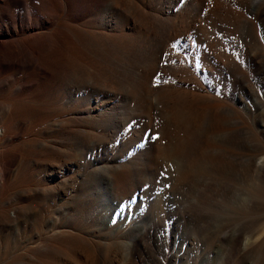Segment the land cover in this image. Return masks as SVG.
Wrapping results in <instances>:
<instances>
[{"label": "bare ground", "instance_id": "1", "mask_svg": "<svg viewBox=\"0 0 264 264\" xmlns=\"http://www.w3.org/2000/svg\"><path fill=\"white\" fill-rule=\"evenodd\" d=\"M6 1V6L0 5V235L18 223L27 228L26 218L32 219L31 227L41 226L43 215H46L53 232L43 239L46 252L42 257L44 260L40 259L37 264H74L82 259L77 247L85 240H80L74 234L76 231L71 233L67 222L59 224V218L53 217L40 203L42 198H49L53 203L59 198L64 204L70 190L73 165L66 159L68 155L65 157L59 152L60 138L73 135L78 121L71 118L76 114L73 106L76 99L68 97L70 90L76 83L80 86L92 83L90 87L96 91H105L109 95L119 93L108 85V81L116 79L119 68L132 72L137 69L143 46L147 44L145 49H152L158 42L156 33L164 35V49L168 50L169 45L175 50L170 57V74L152 66L153 63H146L141 72H134L136 79H131L129 86L126 84L129 97L135 102L137 111L165 117L162 129H158L162 130L164 145L174 146V156L181 153L183 157H197V127L198 131L201 127L211 128L215 136L223 134L218 113L232 110L209 96L201 87L204 84L197 78V71L210 81L211 87L207 89L220 92L222 100L227 94L228 73L239 74L243 64L251 70L253 61L245 62V51L240 43H236L235 36L241 27L253 25L261 17L264 1L186 0L196 11L192 18H185L184 13L174 17L175 11L170 5L164 7L165 0ZM168 1L180 3V0ZM53 20L55 24L51 25ZM50 25L51 29L42 38L37 36L38 33V38L32 34ZM198 46L201 48L200 59L196 53ZM231 49L236 50V55L231 54ZM167 80L171 81V86L165 85ZM197 98L211 102L212 120L205 111L197 115ZM104 104L97 115L90 116L91 122L103 127L109 125L114 116V109L109 108L108 103ZM96 106H100L97 100ZM94 110L95 107L88 103L80 114L90 115ZM228 116L235 119L234 115ZM222 121L229 122L224 118ZM261 160L263 167L264 160L259 158ZM126 177L125 169L114 172L115 197L125 193ZM15 258L17 260V256Z\"/></svg>", "mask_w": 264, "mask_h": 264}, {"label": "rangeland", "instance_id": "2", "mask_svg": "<svg viewBox=\"0 0 264 264\" xmlns=\"http://www.w3.org/2000/svg\"><path fill=\"white\" fill-rule=\"evenodd\" d=\"M179 2L165 0L164 7L170 5L175 11L174 17L183 13L185 18L196 15L186 0ZM6 4V0H0L1 6ZM263 17L264 8L259 21L241 27L235 36L236 43L245 51V62L252 59V68L243 64L240 75L228 73L227 94L222 100L220 92L207 89L211 87L210 81L197 71V78L204 84L201 87L209 96L232 108L218 113L225 133L215 136L211 128L201 127L198 131L197 127V157H183L181 153L174 156V146H165L161 135L165 117L137 111L129 97L128 86L131 79H136L134 72H141L146 63H153L152 66L170 74V57L175 50L169 45L168 50L164 49V35L156 33L158 42L152 49H145L147 44L143 46L137 69L132 72L119 68L115 81H108L120 96L118 92L109 95L96 91L90 87L92 83L81 86L76 83L70 90L68 97L76 99L73 101L76 114L71 115L74 120L77 118L75 122L78 120L76 132L62 136L59 146L62 155L71 154L66 158L73 165L70 190L65 205L59 198L56 204L49 198H42L40 203L53 217L59 218V224L67 222L71 233L76 231L74 234L80 240L87 241L88 245L83 242L77 247L82 259L74 264H264V166L259 161V158L264 160ZM54 24L53 20L51 25ZM51 25L32 34L42 38ZM200 51L198 46L197 59ZM231 54L236 55V50L231 49ZM165 85L172 83L167 80ZM96 100L100 106H96ZM88 103L95 107L94 112L80 114ZM104 103L114 109V116L103 127L91 122L90 116L97 115ZM203 111L209 120L213 119L211 102L197 98V115ZM228 115H234L235 119H229ZM223 118L229 122L224 123ZM119 168L127 172L126 191L115 197L112 176ZM43 216L41 226L31 227L32 219L26 218L27 228L18 223L0 235V264H37L40 259L44 260L46 242L43 239L53 229L46 215ZM34 234L37 238L32 237Z\"/></svg>", "mask_w": 264, "mask_h": 264}, {"label": "snow or ice", "instance_id": "3", "mask_svg": "<svg viewBox=\"0 0 264 264\" xmlns=\"http://www.w3.org/2000/svg\"><path fill=\"white\" fill-rule=\"evenodd\" d=\"M173 47H176V45L174 44ZM173 63H175V61H173ZM159 79H160V78H159V76H158V77H157V81H159ZM147 138H148V137H146V139H147ZM153 138H157V137H153Z\"/></svg>", "mask_w": 264, "mask_h": 264}]
</instances>
